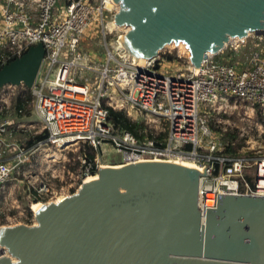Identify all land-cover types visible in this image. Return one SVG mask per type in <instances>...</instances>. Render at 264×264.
<instances>
[{"label": "built area", "instance_id": "2783aa9c", "mask_svg": "<svg viewBox=\"0 0 264 264\" xmlns=\"http://www.w3.org/2000/svg\"><path fill=\"white\" fill-rule=\"evenodd\" d=\"M60 1L0 0V69L31 46L42 44L44 49L41 67L45 62L47 69L37 80L39 69L30 89V106L47 132L46 142L56 146L83 144L96 152L109 145L120 154L122 164L177 157L193 161L204 171L197 189L200 224L205 223V208L217 207L218 194L264 198L263 52L261 63H257L261 56L255 54L250 69L237 70L215 60L227 46L235 47L228 42L218 52L207 54L199 67L187 56L183 69L167 73L165 66L174 64L165 54L167 61L158 53L138 63L125 53L120 41L123 35H118L115 46L104 43L107 62L98 69L78 52V45L91 22L103 26L104 12H111L105 7L106 0L97 6L89 0H65L63 12L57 14ZM105 27L104 40L111 33ZM247 37L256 38V45L264 47V25L259 35L249 33L238 46ZM85 70L96 74L94 82L77 75ZM16 87L5 85L0 93ZM10 96L0 95V112L10 106ZM238 106L249 112H228ZM109 109L142 120L153 135L157 123L163 122L165 136L139 141L113 126ZM10 125L9 120L0 119V188L13 170L30 163L31 149L5 138ZM228 146L234 150L228 152ZM78 159L81 165L69 188L79 189L87 176L98 171L95 159L88 160L85 153ZM59 181L65 182L63 178ZM57 194L42 184L32 198L34 202L50 201ZM0 251V257L9 258L8 251Z\"/></svg>", "mask_w": 264, "mask_h": 264}, {"label": "water", "instance_id": "95a60500", "mask_svg": "<svg viewBox=\"0 0 264 264\" xmlns=\"http://www.w3.org/2000/svg\"><path fill=\"white\" fill-rule=\"evenodd\" d=\"M123 36L150 58L169 42H184L199 67L208 52L246 31L260 34L264 0H117ZM42 44L0 69V88L31 89ZM204 171L170 164L99 167V181L51 206L36 225L10 230L15 261L0 264H264V198L220 195L217 207L197 208ZM0 254L2 252L0 251Z\"/></svg>", "mask_w": 264, "mask_h": 264}, {"label": "rangeland", "instance_id": "374dc122", "mask_svg": "<svg viewBox=\"0 0 264 264\" xmlns=\"http://www.w3.org/2000/svg\"><path fill=\"white\" fill-rule=\"evenodd\" d=\"M92 6H97L100 3V0H89ZM65 0H61L57 3L55 11L57 14L63 12ZM120 3V2H119ZM117 5V3H115ZM121 10L123 7L119 4ZM117 14V13H116ZM113 10L111 12H104L103 15V26L98 24V22H91L87 29L85 30L84 35L82 36L79 45L78 52L86 56L89 61L93 63L92 66L97 67L99 69L101 64H106V48L105 42L109 45L112 44L115 46L118 35H126L132 30L131 26H120V31H114L113 29L108 30L107 23H111V20H114L116 15ZM106 26V27H105ZM109 32L103 38L102 28ZM126 32V34L121 33ZM249 31L245 32V36H247ZM121 36V37H123ZM242 38V37H239ZM232 40H236L235 42H231ZM229 43H232L235 47L227 46V48L223 51V53L215 56V60L223 63H227L229 65L234 66L237 70L250 69L254 65V56L255 54L261 56L257 63H261L263 60L262 54L264 53V47L260 44H257V39L254 37H247L245 39L244 44L240 43L238 46L237 41L241 39H232ZM178 43L175 44L171 42L161 47L158 51L160 54V58L163 59L162 54H167L173 57L170 63L174 64L173 66H165V70L167 73H175L180 69H183L185 63L187 61V56L190 58L188 54V48L182 44V48L179 47ZM227 44V43H226ZM225 44V45H226ZM179 47V48H178ZM230 53L228 56H225V53ZM263 52V53H262ZM157 53V54H158ZM179 56V57H178ZM167 61L166 59H163ZM90 64V63H89ZM46 63L44 62L38 79L40 80L46 71ZM83 80L95 81L96 74L91 71H83L77 74ZM27 89L24 85H19L15 89H5L0 95L11 94L10 96V106L8 109L3 110L4 118L10 121V126L7 128V133L5 138L8 141H15L21 146L31 149L30 150V163H24L19 166L15 170H13L9 181L4 185L3 188H0V227H14L17 225H25V226H33L36 225L35 216L30 210V207L33 201V193L35 189H38L39 185L46 184L49 187L55 189L57 191V196L59 195H72L76 193L78 189L77 186L69 188V185L73 183V178L75 174L80 168L81 162L78 157L85 153L87 157L91 155L92 150H90L87 145L78 144L76 146H56L50 142H46L45 140L40 141L41 143H35L31 146L27 145V140L31 137L41 134L43 129L42 122L33 114L30 106V102L25 107V111L22 116L16 114L14 109L15 98L24 93ZM28 112V114H26ZM228 112H249L245 107L238 106L235 110H230ZM259 112V110H256ZM125 113V112H124ZM125 115L130 118L132 121L143 123L142 120L137 119L133 120V117H129L126 113ZM159 122V121H158ZM158 129L154 131V135H158L163 132V122H159ZM154 130V129H153ZM94 159L96 165L99 166L101 164L104 165H122L120 154L116 153L113 148L109 145L103 146L101 150L96 152L93 150ZM98 171L96 173H98ZM63 178L65 182L60 184L59 179ZM82 184V183H80ZM69 188V189H68ZM56 196V197H57ZM65 197V196H60ZM59 197V198H60ZM46 201H38V202H48ZM5 252L7 251L4 250ZM5 256V255H2ZM9 258H13L8 252L7 255Z\"/></svg>", "mask_w": 264, "mask_h": 264}, {"label": "bare ground", "instance_id": "6f19581e", "mask_svg": "<svg viewBox=\"0 0 264 264\" xmlns=\"http://www.w3.org/2000/svg\"><path fill=\"white\" fill-rule=\"evenodd\" d=\"M117 3V5L115 4ZM119 2L117 0H106V5L105 7L108 9V10H114L116 13L115 17H114V20H111V23H107V27L109 28L108 30L110 31V29H113L114 31H120L119 28L120 26H129L127 24H121L120 21H117L119 19V14H120V7H119ZM239 37H242V38H239ZM244 36H234V37H230L229 39H227L224 43H223V47L225 46L226 43H228L230 40L232 39H243ZM241 40L237 41V43H239ZM120 41H121V45L123 46V48L125 49V53L128 55V56H131L135 59L136 62L138 63H143L147 60H149L150 58H154L157 56V53L158 51L161 49H157L156 52L150 57H144V56H141V55H138L136 54L133 49L126 43L125 39L123 37H120ZM236 40H232L231 42H235ZM120 43V42H119ZM171 43V42H169ZM169 43H166V44H169ZM175 43V42H174ZM178 43H182L186 46V44L182 41L180 42H177L175 44H178ZM166 44H164L163 46H165ZM182 44H179V47L182 48ZM232 44V43H231ZM162 46V47H163ZM178 47V48H179ZM184 47V46H183ZM187 47V46H186ZM189 50V49H188ZM213 52H208L207 54L208 55H211ZM188 54L190 55V51H188ZM170 164V165H173V166H179V167H188V168H192V169H195L196 171H198V167L201 169L200 166H198L196 163H194L193 161L191 160H187V159H184V158H173V159H169V160H145V161H140L138 163H136L137 165L138 164ZM133 166V164H122V165H104V164H101L99 167H108V168H112V169H123V168H126L128 166ZM98 170V169H97ZM93 181H99V171L98 173H94L93 175H89L87 176L82 184H81V187H80V190L78 191V193L80 191H83L85 190L87 187H91L90 185H87L85 184V182H93ZM60 196H65V197H60ZM60 197V198H59ZM70 196L68 195H59L57 196L55 199L53 200H50L46 203L44 202H34V204L32 203L31 207H30V210L31 212L33 213V215L36 217L35 219L38 220V217L44 212L46 211L47 209H49L51 206H56L60 203H62L63 201L67 200ZM16 227H0V248L1 249H4V250H8V247L7 246V241H8V237L10 235V230L14 229ZM4 256H1L0 258H2ZM12 260H14V258H12Z\"/></svg>", "mask_w": 264, "mask_h": 264}, {"label": "trees", "instance_id": "16d2710c", "mask_svg": "<svg viewBox=\"0 0 264 264\" xmlns=\"http://www.w3.org/2000/svg\"><path fill=\"white\" fill-rule=\"evenodd\" d=\"M230 53H225V56H228ZM165 58L168 61H171L173 59L172 56L165 54ZM25 93L27 94H20L15 98L14 103V109L17 115L22 116L23 112L25 111V107L28 105V103L31 101V93L30 90H26ZM28 114V112H26ZM4 116V112H0V119H2ZM109 120L113 124V126L119 130H124L132 134L134 137H136L139 141H143L144 138H157L158 140H161L165 133H161L158 135H153L152 132L148 131L143 123L132 121L130 118H128L124 112L122 111H113L109 109ZM231 137V135H230ZM47 138V132L44 130L41 134L31 137L29 140H27V145L31 146L35 144L36 142L43 141ZM91 155L87 157L88 160L92 161L94 160V152L93 149ZM234 150L233 147L228 146L227 151L232 152ZM40 201V200H38ZM37 202V201H36Z\"/></svg>", "mask_w": 264, "mask_h": 264}]
</instances>
